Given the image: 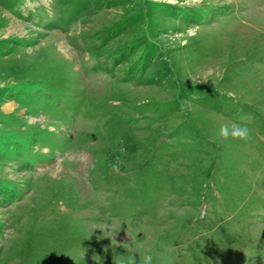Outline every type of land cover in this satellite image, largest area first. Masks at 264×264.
Listing matches in <instances>:
<instances>
[{"label": "rangeland", "instance_id": "obj_1", "mask_svg": "<svg viewBox=\"0 0 264 264\" xmlns=\"http://www.w3.org/2000/svg\"><path fill=\"white\" fill-rule=\"evenodd\" d=\"M144 253L264 264V0H0V264Z\"/></svg>", "mask_w": 264, "mask_h": 264}, {"label": "clouds", "instance_id": "obj_2", "mask_svg": "<svg viewBox=\"0 0 264 264\" xmlns=\"http://www.w3.org/2000/svg\"><path fill=\"white\" fill-rule=\"evenodd\" d=\"M220 136L224 139L231 137L232 139L241 140L245 143L252 140V131L247 125H241L238 123H224L220 126ZM116 264H153V257L149 253H144L139 262L136 255H130L126 258H122L116 261Z\"/></svg>", "mask_w": 264, "mask_h": 264}, {"label": "bare ground", "instance_id": "obj_3", "mask_svg": "<svg viewBox=\"0 0 264 264\" xmlns=\"http://www.w3.org/2000/svg\"><path fill=\"white\" fill-rule=\"evenodd\" d=\"M7 107H10V108H13L14 107V104L11 103V104H6Z\"/></svg>", "mask_w": 264, "mask_h": 264}]
</instances>
